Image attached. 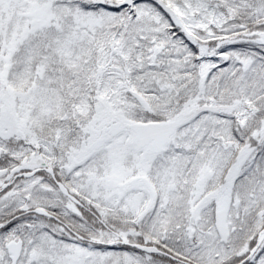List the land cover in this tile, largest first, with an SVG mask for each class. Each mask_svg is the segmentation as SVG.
Wrapping results in <instances>:
<instances>
[{
  "label": "snow or ice",
  "instance_id": "snow-or-ice-1",
  "mask_svg": "<svg viewBox=\"0 0 264 264\" xmlns=\"http://www.w3.org/2000/svg\"><path fill=\"white\" fill-rule=\"evenodd\" d=\"M0 264H264V0H0Z\"/></svg>",
  "mask_w": 264,
  "mask_h": 264
}]
</instances>
